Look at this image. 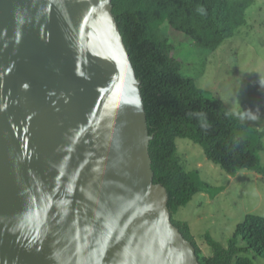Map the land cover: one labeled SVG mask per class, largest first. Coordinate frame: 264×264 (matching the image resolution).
I'll return each mask as SVG.
<instances>
[{
  "label": "water",
  "instance_id": "95a60500",
  "mask_svg": "<svg viewBox=\"0 0 264 264\" xmlns=\"http://www.w3.org/2000/svg\"><path fill=\"white\" fill-rule=\"evenodd\" d=\"M139 85L111 0H0V264H201Z\"/></svg>",
  "mask_w": 264,
  "mask_h": 264
},
{
  "label": "trees",
  "instance_id": "16d2710c",
  "mask_svg": "<svg viewBox=\"0 0 264 264\" xmlns=\"http://www.w3.org/2000/svg\"><path fill=\"white\" fill-rule=\"evenodd\" d=\"M111 1L112 13L140 80L147 129L153 135L148 147L153 182L162 184L167 191L171 221L193 245L201 264H255L256 257H264V216L244 215L225 243L204 234L208 254L197 247L187 222L176 217L178 208L193 195L206 192L215 196L221 190H213L196 169L182 163L175 139L186 138L198 144L205 158L229 175L241 169L264 175L259 154L263 132L250 125L243 111L225 107L199 88L194 78L180 73L172 43L159 28L164 23L170 25L188 35L198 47L214 51L245 23L246 9L253 0ZM201 5L207 10L206 16L196 11ZM196 111L206 114L210 125L207 129L189 115Z\"/></svg>",
  "mask_w": 264,
  "mask_h": 264
},
{
  "label": "rangeland",
  "instance_id": "374dc122",
  "mask_svg": "<svg viewBox=\"0 0 264 264\" xmlns=\"http://www.w3.org/2000/svg\"><path fill=\"white\" fill-rule=\"evenodd\" d=\"M159 28L172 43L180 73L194 78L199 88L225 107L256 112L257 118L249 123L263 132L259 154L264 166V87L260 85L264 81V0H253L246 9L245 23L214 51L198 47L188 35L170 25L164 23ZM175 143L182 163L196 169L213 190H221L215 196L206 192L193 195L176 213L187 222L200 251L208 254L204 234L225 243L244 215L264 216V175L244 169L229 175L207 160L198 144L186 138H176ZM254 263L264 264V257H256Z\"/></svg>",
  "mask_w": 264,
  "mask_h": 264
},
{
  "label": "clouds",
  "instance_id": "9594fccd",
  "mask_svg": "<svg viewBox=\"0 0 264 264\" xmlns=\"http://www.w3.org/2000/svg\"><path fill=\"white\" fill-rule=\"evenodd\" d=\"M196 11L198 12V14H200L201 16H206L207 15V10L204 6H198ZM260 85L262 87H264V81H262L260 83ZM258 111V110H257ZM243 113L247 116V118L249 119H256L257 118V115H256V112H253L252 110H243ZM190 116H194L197 118L198 122L200 123V126L204 129H207L210 125L207 121V116L204 112L202 111H196V112H192V113H189ZM243 118V117H241Z\"/></svg>",
  "mask_w": 264,
  "mask_h": 264
}]
</instances>
